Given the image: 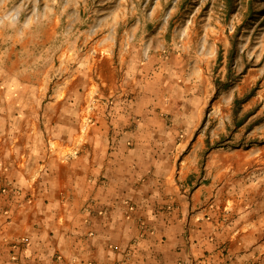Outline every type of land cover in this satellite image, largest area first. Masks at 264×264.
I'll use <instances>...</instances> for the list:
<instances>
[{
    "label": "crops",
    "instance_id": "crops-1",
    "mask_svg": "<svg viewBox=\"0 0 264 264\" xmlns=\"http://www.w3.org/2000/svg\"><path fill=\"white\" fill-rule=\"evenodd\" d=\"M149 80L0 89V264H264V184L200 164L197 123Z\"/></svg>",
    "mask_w": 264,
    "mask_h": 264
},
{
    "label": "rangeland",
    "instance_id": "rangeland-1",
    "mask_svg": "<svg viewBox=\"0 0 264 264\" xmlns=\"http://www.w3.org/2000/svg\"><path fill=\"white\" fill-rule=\"evenodd\" d=\"M229 64L234 81L216 94ZM129 73L185 109L200 164L214 157L226 186L264 184V168L234 155L264 153V0H0V89L48 97L88 76L98 97ZM207 139L222 146L205 152Z\"/></svg>",
    "mask_w": 264,
    "mask_h": 264
},
{
    "label": "trees",
    "instance_id": "trees-1",
    "mask_svg": "<svg viewBox=\"0 0 264 264\" xmlns=\"http://www.w3.org/2000/svg\"><path fill=\"white\" fill-rule=\"evenodd\" d=\"M232 74H233V70H232L231 64H229V66H228V73L226 75V79H220V78H218L215 81L216 89H217L216 90V94H219L221 90L227 89L233 83L234 78L232 77ZM249 95H247V97L243 98V100L240 99L239 97H236L234 99V106H235V109H236L235 111L238 110V107L242 104L243 101H245L249 97ZM206 144H207V149L205 150V152H207V150H209L211 148H216V147L222 146L221 140H218L213 145H211L210 140L207 139L206 140ZM251 144L252 143H250V144L248 143V144H245V145L246 146H250Z\"/></svg>",
    "mask_w": 264,
    "mask_h": 264
},
{
    "label": "built area",
    "instance_id": "built-area-1",
    "mask_svg": "<svg viewBox=\"0 0 264 264\" xmlns=\"http://www.w3.org/2000/svg\"><path fill=\"white\" fill-rule=\"evenodd\" d=\"M133 243H131V245L127 246V248H125V250H124V255L126 258H128L130 256V254L133 252L132 251L133 250V247H132Z\"/></svg>",
    "mask_w": 264,
    "mask_h": 264
}]
</instances>
